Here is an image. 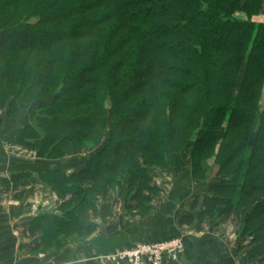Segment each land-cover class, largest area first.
<instances>
[{"label":"trees","instance_id":"16d2710c","mask_svg":"<svg viewBox=\"0 0 264 264\" xmlns=\"http://www.w3.org/2000/svg\"><path fill=\"white\" fill-rule=\"evenodd\" d=\"M255 17L264 0H0V109L37 107L16 144L58 160L110 136L83 167L37 173L59 212L40 207L32 218L34 252L88 244L100 227L92 214H113L112 191L147 216L159 193L151 170L173 169L191 149L192 178L208 193L188 224L234 209L244 264H264V19Z\"/></svg>","mask_w":264,"mask_h":264},{"label":"crops","instance_id":"0c3cea01","mask_svg":"<svg viewBox=\"0 0 264 264\" xmlns=\"http://www.w3.org/2000/svg\"><path fill=\"white\" fill-rule=\"evenodd\" d=\"M3 113L0 111V264H110L102 259V255L128 248L139 240L173 234L184 238L185 251L177 262L166 260L165 264H244L245 251L240 248L242 238L238 233L237 219L227 239L222 233L214 231L213 226L208 233H201L209 216H202L199 227L188 224L190 213L197 215L202 210L200 205L193 208L195 197L208 193V190L204 184L192 178L191 151L187 149L175 158L173 169L156 170L157 173H168L169 177L157 182L154 178L153 185L159 188V193L153 198L154 211L149 219L134 218L136 210H129L125 204L117 212V199L111 193L113 199L108 203L113 206V221H110V216L106 221L101 220L99 215L92 216V220L100 227L88 244L69 245L58 253L34 252V248L39 245L40 234L30 229V222L36 216L30 204L43 198L40 191L44 187L37 173L58 167L50 163L54 161H48L47 168L23 169L24 163L39 161L34 150L16 144L15 135L19 126H14L12 130ZM10 135L13 137L9 138ZM3 139L10 142L5 143ZM25 149L32 151L31 154ZM25 152L31 156V161H25L24 155H21ZM10 162L13 164L8 165ZM16 176L22 177L19 180L12 179ZM147 195L152 196L150 193ZM233 211L231 209V212L224 213L217 222L222 226L226 221H231L236 215ZM225 214L230 215V218L226 220Z\"/></svg>","mask_w":264,"mask_h":264},{"label":"rangeland","instance_id":"374dc122","mask_svg":"<svg viewBox=\"0 0 264 264\" xmlns=\"http://www.w3.org/2000/svg\"><path fill=\"white\" fill-rule=\"evenodd\" d=\"M51 14H55V13L54 12H51ZM236 17L238 19H246V14H244V13H238V14H236ZM254 19L255 20H258V21H261L264 18L263 19H260L259 17H255ZM245 75H246V67H242L240 69V76H241L242 79H244V76ZM261 96H262V99L261 100H263V101L261 102V104L258 107L261 108V109H264V87L262 89ZM18 109L19 110H17L16 113L13 116H9L6 110L4 111L3 109H0V111L4 112L3 115H4V118H5V121L8 122V125H10V128L12 130H14V126H17V127L19 126L20 127L21 125H24V124H27V123L32 122V120L34 119L33 117L36 115V111H37V107H36L35 104L34 105H28V106H26V105L20 103ZM12 137H13L12 135L9 136V138H12ZM15 137H16V135H15ZM109 139H110L109 131H107L102 136V139L100 140V142L97 145H94L93 147H89V148L88 147H83V148H80V149H75L73 153L68 154V156L66 155V157H64L62 159H58V160L40 158L38 156V154L36 153V151H34L35 154H36V156H37V159H38L37 161H39V162H34V163H31V164L24 163V165L22 166V168L23 169L31 170V169H37V167H39L40 169H43V168H47L46 165L48 164V161H54V162H50V163L56 164V166L58 168L62 169L65 172H70L73 169L81 168L83 166V164L85 163V161L88 158L96 155L101 150V148L106 145L105 143ZM3 140H4L5 143H6V141L10 142L8 139H6V140L3 139ZM90 146H92V145H90ZM30 150H26V151H29L30 152ZM187 150H190L191 151V149H187ZM31 152H30V154H31ZM218 152H219V149L216 150V153H218ZM180 153H177L176 156H175V158L178 157L180 155ZM21 155H24L25 161H31V156L27 152L22 153ZM191 157H192V153H191ZM137 159L140 161V163H144V160L142 159V154L141 153H138ZM210 159H212V158H210ZM174 162L176 163V159H175ZM108 163H109V161H105V165L108 164ZM175 163H174V166H175ZM11 164H13V163L10 162L8 165H11ZM191 164H192V162H191ZM46 170H48V169H46ZM166 172H168V171H166ZM151 175L153 176V178L156 179V182L159 181V180H161L162 178L169 177V174L168 173H157L154 170H151ZM170 175H172V173H170ZM40 183H42V182L40 181ZM124 183H125L124 189H127L130 186V182H129V178L128 177L124 180ZM42 184H43L44 187H42V189H41L40 192H42L43 198H40L39 199L40 201H38L36 203L30 204V207L31 206L33 207L34 205L37 206V205H39L37 203H40L39 206L41 207V209L43 208V210H45L47 213H49V214L58 213L59 212L58 211L59 209H57L58 208V204H59V203L57 204V202H59L58 201V199H59L58 196L51 190V188L47 184H44V183H42ZM87 185L91 186L90 183H88ZM45 193H51L50 194L51 197H50V195L45 196L44 195ZM112 194L113 195L115 194L114 191H112ZM54 195L56 196V198H55ZM114 198H115V196H114ZM65 199H67V201H69L71 203H72V201L74 202V199L72 198L71 194H67L65 196ZM116 199H117V202H116V206H117L116 207V211L119 212L120 209H122L123 208V205L125 204L124 199H126V197H120L119 199L118 198H116ZM255 201H256V199H255ZM99 203H102L101 200H99ZM55 204H56V206H55ZM147 210L148 209L142 208L141 205H140V207L137 208V212L133 214L134 218H136V219H145V220H147V218L149 219V217L152 215V213H153L154 210L151 209V210H149V214L147 216H142L143 212L144 213H147L148 212ZM92 216L95 217L93 214H92ZM215 216L216 217L209 216L208 221L203 226V229H202L203 231L201 230V233L202 234L208 233L210 231L211 227L213 226L214 227V231H216L218 233H222V235L224 237H226V239H227L228 236L230 235V230L232 228V225H234V223L236 222V219L239 222L238 218H236L237 215L233 216L231 218V221H229V222L226 221V223L224 225H222V226L217 222V220L221 219L222 217L221 216H218L216 214H215ZM224 216H225L224 218H226V220L228 219L227 217L230 218V215L226 216V214H225ZM110 221H113V217L110 218ZM116 222H117V219H116ZM215 224H216V227H215ZM97 232H95L91 236V238ZM138 242H135L134 245H136V243H138ZM72 243H73L72 246H77V245L79 246V243H75V242H72ZM134 245H131L129 247H134ZM129 247L128 248L126 247V248H123V249H129ZM120 250H122V249H120ZM108 254H111V253H108ZM108 254H105V255H108ZM105 255H102V259H105L106 261H109V260H107L105 258ZM109 262H110V264H116V263H113L111 261H109Z\"/></svg>","mask_w":264,"mask_h":264},{"label":"built area","instance_id":"2783aa9c","mask_svg":"<svg viewBox=\"0 0 264 264\" xmlns=\"http://www.w3.org/2000/svg\"><path fill=\"white\" fill-rule=\"evenodd\" d=\"M39 210L38 205L32 207L35 215ZM185 247L183 237L176 236L152 242L140 241L134 247L111 252L105 258L116 264H165L166 260L177 262Z\"/></svg>","mask_w":264,"mask_h":264}]
</instances>
